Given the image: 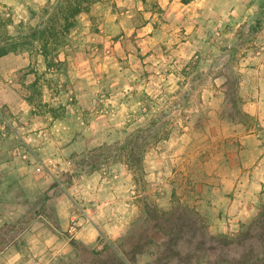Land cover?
I'll use <instances>...</instances> for the list:
<instances>
[{"label": "rangeland", "instance_id": "obj_1", "mask_svg": "<svg viewBox=\"0 0 264 264\" xmlns=\"http://www.w3.org/2000/svg\"><path fill=\"white\" fill-rule=\"evenodd\" d=\"M49 5L0 0V44L19 43L0 56V264H113L97 251L132 229L134 264L241 252L202 235L236 237L264 183L233 221L234 192L212 189L201 162L217 169L229 144L264 156V117L249 111L264 96V0H80L56 45Z\"/></svg>", "mask_w": 264, "mask_h": 264}, {"label": "trees", "instance_id": "obj_2", "mask_svg": "<svg viewBox=\"0 0 264 264\" xmlns=\"http://www.w3.org/2000/svg\"><path fill=\"white\" fill-rule=\"evenodd\" d=\"M184 2H190V0H183ZM51 3L54 10H49ZM52 13L51 25L49 26L50 35L47 38L48 44L54 42L55 45L60 42L62 36L69 32L70 27L75 23L77 15L80 13V0H57L53 4L50 0V5L46 9ZM43 33V32H42ZM37 36V35H36ZM19 47V43L6 41L0 44V56L8 54L9 52L16 51ZM47 64L51 65L48 54H46ZM31 102V98H29ZM135 156V155H134ZM158 208L156 205H150L147 207V215L157 216ZM180 229L188 231L185 223H180ZM193 227V226H191ZM197 227L194 233H196ZM199 233V232H198ZM132 232L124 236L120 242H107L102 250L97 251L99 254L104 252L108 253L113 259V264H134L136 260V254L142 252L139 248L132 254L127 249L125 240L133 238ZM202 238H210L211 240H218L223 245L219 247H230L232 244L241 245V252L238 254H232L229 250L223 249L225 252L217 254L213 253L214 261L221 262L222 264H264V208L260 212L259 216L256 217L249 224H245L242 230L237 234L236 237H232L229 234L220 235H208L206 232L203 233ZM220 245V244H219ZM135 254V255H134ZM212 258V259H213Z\"/></svg>", "mask_w": 264, "mask_h": 264}, {"label": "crops", "instance_id": "obj_3", "mask_svg": "<svg viewBox=\"0 0 264 264\" xmlns=\"http://www.w3.org/2000/svg\"><path fill=\"white\" fill-rule=\"evenodd\" d=\"M261 98V103L252 106L249 111L253 114L259 115L260 117H264V112L262 109H260H264V102L262 101L264 99V96H262ZM245 137V139L243 137H240V141L244 143L243 146L248 147V143L255 142L253 141L252 137ZM236 139H238V137H236ZM230 142L234 143V141L232 140H229V143ZM263 148L259 145L252 147V153L257 154ZM244 153L248 152H242L239 145L235 146L233 144H229V151L223 154V159L221 160V163L220 165H218L217 169L213 168L212 165H209L208 159H203V161L201 162L204 169L202 174H204L205 180L211 183H221L220 186H212V189H217V191L224 190L234 192L233 198H228L227 196L225 197L226 208H229L231 211L232 209L234 210L232 215H228L229 219H233V221H239L240 219L245 218L244 211L240 210H243V207L245 205H248V202L252 200L256 192L262 189L264 183V156L260 161H258V163H256L258 159L249 162V160H251V157L249 159H245L243 157ZM187 167L189 168L188 165ZM205 171L208 173V175L205 174ZM178 172L179 167L175 169L174 175L179 174ZM186 173L190 174L192 173V170L189 169L186 171ZM223 218L225 219L226 216H224ZM223 218L218 217V221L223 222ZM81 222L82 221H80V224L83 226L82 228H80V235H83L85 239L87 235H90L92 239L97 237V234L90 230L88 224H84ZM97 230L98 232H100V227H97ZM222 230L227 231L228 229L223 228Z\"/></svg>", "mask_w": 264, "mask_h": 264}, {"label": "built area", "instance_id": "obj_4", "mask_svg": "<svg viewBox=\"0 0 264 264\" xmlns=\"http://www.w3.org/2000/svg\"><path fill=\"white\" fill-rule=\"evenodd\" d=\"M83 212H84V214L87 213V214H86V215H87V220H91V217L88 216L87 209H83ZM80 226H81V224H80ZM78 228H79V222L76 220L75 217H73V218H72V225H71V228H70V232H71V234H72V235H75V234L77 233V231H78Z\"/></svg>", "mask_w": 264, "mask_h": 264}]
</instances>
